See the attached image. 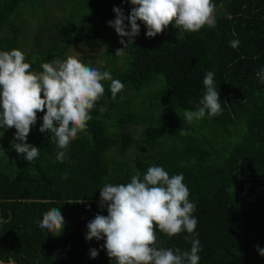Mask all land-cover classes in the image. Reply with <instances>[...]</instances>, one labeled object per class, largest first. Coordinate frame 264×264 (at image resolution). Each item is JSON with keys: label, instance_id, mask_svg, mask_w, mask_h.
<instances>
[{"label": "trees", "instance_id": "obj_1", "mask_svg": "<svg viewBox=\"0 0 264 264\" xmlns=\"http://www.w3.org/2000/svg\"><path fill=\"white\" fill-rule=\"evenodd\" d=\"M213 3L214 28L191 33L169 25L147 38L138 21L134 44L116 55L121 38L108 21L115 19L114 7L129 15L128 0H0V51L21 50L25 62L40 72L42 63L63 58L78 43H105L109 61L89 66L109 71L125 85L113 100L111 82H102L105 94L63 163L56 159L60 149L51 134L39 131L43 112L27 138L40 149L31 163L13 149L16 129L2 132L3 262L111 264L104 241L85 238L87 223L107 215L98 207L99 190L106 183H129L136 173L142 179L149 167L160 166L170 177L183 174L196 205L198 236L168 237L157 227L158 247L190 251L195 238L202 247L198 264H264L256 247L264 249V83L256 75L264 70V0ZM234 39L240 42L235 49L229 43ZM209 70L222 113L189 123L184 113L199 106ZM53 207L66 221L60 236L39 227ZM93 248L99 251L94 259Z\"/></svg>", "mask_w": 264, "mask_h": 264}, {"label": "clouds", "instance_id": "obj_2", "mask_svg": "<svg viewBox=\"0 0 264 264\" xmlns=\"http://www.w3.org/2000/svg\"><path fill=\"white\" fill-rule=\"evenodd\" d=\"M128 2L132 5L129 15L126 16L122 8L114 7L115 19L108 21V26L115 30L123 45L116 50V55L121 54L129 43L134 44L141 23L146 28L147 38L162 34L169 25L191 33L204 26H216L213 0ZM229 43L235 49L240 42L234 39ZM40 67L42 71H33L19 49L0 51V130L16 129L13 149L31 163L39 158L40 149L28 143L27 138L37 123V113L43 112L39 131L51 134L50 138L60 149L56 159L63 163L70 143L78 138V133L87 131L92 119L90 113L105 94L102 82H111L113 100L125 85L113 79L109 71L91 67L74 56L42 63ZM256 75L264 83V70ZM203 86L205 92L199 106L184 113L189 123L206 114L215 117L222 113L220 92L212 71L205 72ZM180 134H185L182 129ZM4 153L0 146V155ZM62 179H67V173ZM183 181V174L170 177L164 168L151 166L142 179L140 173H136L129 183H106L99 190L98 207L106 208L107 215L97 214L87 223L86 240H103L102 248L106 249L111 264L113 261L115 264H198V253L202 250L198 239L191 240L190 251L157 246V227L168 237L182 232L198 236L195 231L198 220L193 215L196 205L189 200L190 191ZM77 203H83V200ZM65 225L62 212L56 207L45 212L39 222L41 229H47L54 236L62 235ZM256 247L264 256V249ZM98 255L97 249H90V258Z\"/></svg>", "mask_w": 264, "mask_h": 264}, {"label": "rangeland", "instance_id": "obj_3", "mask_svg": "<svg viewBox=\"0 0 264 264\" xmlns=\"http://www.w3.org/2000/svg\"><path fill=\"white\" fill-rule=\"evenodd\" d=\"M50 2V0H49ZM55 13L58 15H60V11L54 7ZM54 13V15H55ZM56 16V15H55ZM36 20L34 21V23L30 22L29 26L30 28L35 27L38 23L36 22ZM36 24V25H35ZM29 31L30 29H28V33L26 35L27 38V43H29ZM106 44L105 43H92L89 45L83 44V43H78L76 45H74L72 48H70L66 54L63 56V58L60 59H56V60H65L68 56H74L78 59H80L83 63L87 64V65H97V64H104L105 62L109 61V57L105 55V49H106ZM31 48V45L29 43V45L27 46V49ZM122 45L119 43V41H116L115 44V49H121ZM55 61V60H54ZM2 131L0 130V136H2Z\"/></svg>", "mask_w": 264, "mask_h": 264}, {"label": "water", "instance_id": "obj_4", "mask_svg": "<svg viewBox=\"0 0 264 264\" xmlns=\"http://www.w3.org/2000/svg\"><path fill=\"white\" fill-rule=\"evenodd\" d=\"M0 264H17V263H16V262H13V261L3 262V261L0 259Z\"/></svg>", "mask_w": 264, "mask_h": 264}]
</instances>
